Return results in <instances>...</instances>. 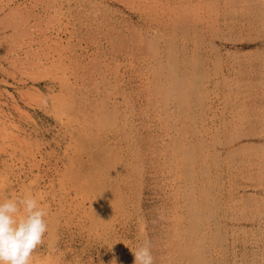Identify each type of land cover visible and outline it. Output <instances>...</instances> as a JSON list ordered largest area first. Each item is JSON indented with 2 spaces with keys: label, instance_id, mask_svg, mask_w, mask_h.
<instances>
[{
  "label": "rangeland",
  "instance_id": "374dc122",
  "mask_svg": "<svg viewBox=\"0 0 264 264\" xmlns=\"http://www.w3.org/2000/svg\"><path fill=\"white\" fill-rule=\"evenodd\" d=\"M5 196L47 210L34 264H264V0H0Z\"/></svg>",
  "mask_w": 264,
  "mask_h": 264
},
{
  "label": "clouds",
  "instance_id": "9594fccd",
  "mask_svg": "<svg viewBox=\"0 0 264 264\" xmlns=\"http://www.w3.org/2000/svg\"><path fill=\"white\" fill-rule=\"evenodd\" d=\"M47 215L35 196L0 199V264H34L35 250L48 231ZM132 253L134 264H155L150 240Z\"/></svg>",
  "mask_w": 264,
  "mask_h": 264
},
{
  "label": "bare ground",
  "instance_id": "6f19581e",
  "mask_svg": "<svg viewBox=\"0 0 264 264\" xmlns=\"http://www.w3.org/2000/svg\"><path fill=\"white\" fill-rule=\"evenodd\" d=\"M158 1V0H157ZM188 4V3H187ZM180 6V5H179ZM48 28V27H47ZM157 38V37H156ZM54 40V39H53ZM154 40V39H153ZM159 40V39H158ZM157 40V41H158ZM57 41V40H56ZM143 41V40H142ZM150 42V41H149ZM145 43H148V42H146L145 41ZM147 45V44H146ZM146 45H144V47L146 46ZM149 45H150V47H149ZM152 45V43H150V44H148V47H149V51L151 50L150 48L153 46H151ZM155 46H157L156 45V42H155V44H154ZM65 46V45H64ZM63 46V47H64ZM147 47V46H146ZM54 48V47H53ZM57 48V47H56ZM145 49V48H144ZM64 50H65V48H64ZM152 50H153V48H152ZM157 50V49H156ZM148 51V50H147ZM71 52V51H70ZM150 53V52H149ZM61 54V53H60ZM168 55V54H167ZM172 56H173V54H172ZM197 60V59H196ZM53 62V61H52ZM169 62V61H168ZM170 62H171V59H170ZM195 62V61H194ZM58 63H59V61H58ZM167 64V63H166ZM49 65V64H48ZM187 65V64H186ZM193 65V64H192ZM62 66V65H61ZM66 66V65H65ZM164 66V65H163ZM162 66V67H163ZM169 66V65H168ZM207 66V65H206ZM51 67V66H50ZM161 67V68H162ZM194 67V66H193ZM156 68V67H155ZM160 68V69H161ZM186 68V67H185ZM209 68V67H208ZM159 69V68H158ZM160 69H159V71H160ZM166 69V68H165ZM167 69H168V67H167ZM166 69V70H167ZM171 71H169V72H172L173 74L175 73V70H174V64H172L171 65V68H169ZM195 69V68H194ZM51 70V69H50ZM61 70H64V69H62L61 68ZM213 71V70H212ZM160 72H163L162 70L160 71ZM159 72V73H160ZM193 72V71H192ZM184 73V72H183ZM64 74H65V72H64ZM169 74V73H168ZM173 74H170V75H173ZM177 74V73H176ZM165 76H166V74H164ZM185 75V74H184ZM183 75V77H181V78H179V79H177V77H174V79L173 78H171L173 81H172V85L170 86L171 87V89H172V93L170 92V90H168V93H167V98H168V96H169V94L170 95H174L175 97L174 98H176V96L177 97H179L180 99H181V101H182V103H184V106H187V98H188V96L193 92V91H195V90H197V87H196V82H197V79H199L198 78V76L195 74V70H194V75H192L191 74V76L190 77H188V76H184ZM188 75H190V74H188ZM213 75V74H212ZM163 76V75H162ZM173 76H175V74L173 75ZM177 76V75H176ZM202 76H204V75H202ZM201 76V77H202ZM51 77V76H50ZM167 77L168 76H166V79L165 80H167ZM165 78V77H164ZM175 78L177 79V80H175ZM207 78V77H206ZM50 79V78H49ZM70 79V78H69ZM73 80V79H72ZM202 80H203V77H202ZM158 81V80H157ZM164 81V80H163ZM201 81V80H200ZM152 83V82H151ZM159 83V82H158ZM171 83V82H170ZM201 83V82H200ZM68 84V83H67ZM70 84V83H69ZM111 84V83H110ZM160 84H161V82H160ZM168 84V83H167ZM207 84V83H206ZM163 85V84H162ZM209 85V84H208ZM68 86V85H67ZM198 86V85H197ZM159 86L157 85L156 86V92H158V88ZM162 86H160V88H161ZM164 87H165V85H164ZM169 86H168V88H170ZM74 88V87H73ZM196 88V89H195ZM68 89V88H67ZM165 89V88H164ZM163 89V87H162V90H164ZM217 89V88H216ZM62 90V89H61ZM167 91V90H166ZM165 92V91H164ZM170 92V93H169ZM160 93V92H159ZM195 93V92H194ZM160 94H162V92L160 93ZM159 94V95H160ZM166 93H164V95H165ZM196 94L198 95V92H196ZM207 94H209V93H207ZM163 95V96H164ZM161 96V95H160ZM163 96L161 97L163 100L165 99V100H167L166 98H163ZM165 96V97H166ZM33 97V96H32ZM36 97V96H35ZM34 97V98H35ZM66 97V96H65ZM191 97V96H190ZM73 99V98H72ZM62 100V99H61ZM65 100V99H64ZM78 100V99H77ZM174 100V99H173ZM172 100V101H173ZM38 101V100H37ZM73 101V100H72ZM114 101V100H113ZM170 101V100H169ZM101 102V101H100ZM163 102V101H162ZM165 103H166V101H164ZM190 102V101H189ZM195 102V101H194ZM59 103H60V101H59ZM116 103V102H115ZM178 104H180V102H178ZM64 105V104H63ZM101 105V104H100ZM199 105V104H198ZM168 106V105H167ZM180 106V105H179ZM181 106H182V104H181ZM60 107V106H59ZM71 108H73L72 107V104H71V106H70ZM95 107V106H94ZM101 108H103V107H101ZM165 108V107H164ZM181 108V107H180ZM224 108V107H223ZM183 109H185V108H182V112L181 113H183L184 111H186V109L183 111ZM65 110V109H64ZM68 110V109H67ZM102 110V109H101ZM117 109H115V111H116ZM94 111V110H93ZM104 111V110H103ZM163 111V110H162ZM176 111V110H175ZM181 111V110H180ZM210 111V110H209ZM73 112H76V111H73ZM97 112V111H96ZM114 112V111H113ZM204 112V111H203ZM223 112V111H222ZM77 113V112H76ZM98 113V112H97ZM178 113V112H177ZM101 114V113H100ZM103 115V114H102ZM173 115V114H172ZM104 116V115H103ZM102 116V117H103ZM106 116V115H105ZM109 116V115H108ZM115 116V115H114ZM171 117V116H170ZM100 118V117H99ZM123 118V117H122ZM121 118V119H122ZM106 119V118H105ZM110 119H111V117H110ZM101 121V120H100ZM100 121H97V123L99 122L100 123ZM103 121L104 120H102V124H103ZM113 121V120H112ZM109 122H111V121H109ZM108 122V123H109ZM176 122H178V121H176ZM223 122V121H222ZM210 123V122H209ZM223 124V123H222ZM13 125V124H12ZM105 125V124H104ZM203 125V124H202ZM14 127V126H13ZM209 128V127H208ZM207 128V129H208ZM202 129V128H201ZM178 131V130H177ZM187 131V130H186ZM208 131V130H207ZM227 131V130H226ZM11 132V131H10ZM197 132V131H196ZM13 133V132H12ZM207 134V133H206ZM2 135V134H1ZM178 135V134H177ZM210 135V134H209ZM3 136V135H2ZM34 136V135H33ZM182 136V135H181ZM189 136V135H188ZM184 137V136H183ZM10 138V137H9ZM196 138V137H195ZM212 139V138H211ZM10 140H11V138H10ZM9 141V140H8ZM189 142V141H188ZM211 142V141H210ZM19 143V142H18ZM197 143V142H196ZM201 143V142H200ZM9 144V143H8ZM186 144V143H185ZM22 145V144H21ZM178 145H180V144H178ZM199 145V144H198ZM24 146V145H23ZM186 146V145H185ZM202 146V145H201ZM200 146V147H201ZM28 148V147H27ZM118 148V147H117ZM179 148H180V146H179ZM178 147H176L175 149H179ZM192 148V147H191ZM210 148V147H209ZM197 149H200V148H197V146H196V148H192V149H185V154H183L184 155V158H185V160L184 161H186V162H188V163H190L193 159H194V155H195V153L194 152H196V150ZM207 150V149H206ZM202 151H203V149H202ZM199 153H200V151H198ZM2 153V152H1ZM41 154V153H40ZM169 154V153H168ZM197 154V153H196ZM200 154H202V153H200ZM213 154V153H212ZM27 155V154H26ZM43 155V154H42ZM204 155V154H203ZM114 156V155H113ZM199 156V155H198ZM213 156V155H212ZM41 157V156H40ZM137 157V156H136ZM139 157H141V156H139ZM198 158V157H197ZM41 159V158H40ZM29 160V159H28ZM133 160H134V158H133ZM142 160V159H141ZM183 160V159H182ZM218 160V159H217ZM30 161V160H29ZM183 162V161H182ZM220 162V161H219ZM28 163V162H27ZM36 163V162H35ZM34 163V164H35ZM46 164V163H45ZM220 164V163H219ZM36 166V165H35ZM39 166V165H38ZM185 167V166H184ZM215 168V167H214ZM32 170H33V168H32ZM185 170H186V168H185ZM21 171V170H20ZM208 172V171H207ZM40 174V173H39ZM47 175V174H46ZM188 175V174H187ZM221 175V174H220ZM183 176V175H182ZM21 177V176H20ZM189 177V176H188ZM43 178V177H42ZM189 179H190V177H189ZM218 179V178H217ZM58 180V179H57ZM67 180V179H66ZM69 181V180H68ZM61 183V182H60ZM211 183V182H210ZM218 185V184H217ZM48 186V185H47ZM74 188V187H73ZM77 189V188H76ZM66 190V189H65ZM192 192V191H191ZM192 195V194H191ZM53 196V195H52ZM186 196V195H185ZM213 196V195H212ZM111 199V198H110ZM71 201V200H70ZM83 201V200H82ZM109 202H110V200H109ZM216 204V203H215ZM63 213V212H62ZM92 213V212H91ZM194 213V212H193ZM200 214V213H199ZM212 216H214L213 214H212ZM192 217H195V216H192ZM190 218V217H189ZM192 220H194V219H192ZM196 222V221H195ZM192 224V223H191ZM192 225H194V224H192ZM191 225V226H192ZM197 226V225H196ZM190 228V227H189ZM192 229L194 228V226H192L191 227ZM196 228V227H195ZM190 231V230H189ZM221 232V231H220ZM220 235V234H219ZM190 237V236H189ZM215 238V237H214ZM190 239V238H189ZM222 239V238H221ZM194 240V239H193ZM195 241V240H194ZM217 241V240H216ZM196 243V242H195ZM204 247V246H203ZM194 248V247H193ZM200 248H202V247H200ZM193 250V249H192ZM202 250H203V248H202ZM54 251V250H53ZM192 254V258L194 257L195 258V256H193L194 254L192 253V251L191 252H188V254ZM210 253V252H209ZM188 257H190V256H188ZM47 258V257H46ZM194 258H193V260H194ZM38 259V258H37ZM44 260V259H43ZM201 261H202V259H201ZM201 263V262H200Z\"/></svg>",
  "mask_w": 264,
  "mask_h": 264
}]
</instances>
